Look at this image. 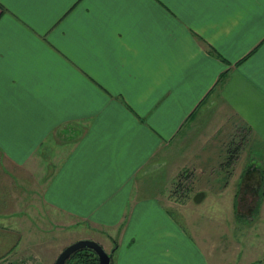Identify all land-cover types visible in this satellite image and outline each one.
<instances>
[{"label": "crops", "instance_id": "1", "mask_svg": "<svg viewBox=\"0 0 264 264\" xmlns=\"http://www.w3.org/2000/svg\"><path fill=\"white\" fill-rule=\"evenodd\" d=\"M221 142L246 166L264 153V0H0V214L17 211L11 175H43L39 199L113 238L114 264H263L220 241L217 210L213 236L198 228L196 204L228 186L171 196Z\"/></svg>", "mask_w": 264, "mask_h": 264}, {"label": "rangeland", "instance_id": "2", "mask_svg": "<svg viewBox=\"0 0 264 264\" xmlns=\"http://www.w3.org/2000/svg\"><path fill=\"white\" fill-rule=\"evenodd\" d=\"M233 151L230 145L221 142L214 151L216 154L208 159L209 164H192L180 174L173 175L171 196L176 201L189 200L192 206L193 192L228 186L225 194L215 197L222 200L219 205L215 199L213 202L214 196L210 195L211 193L202 203L196 204L192 214L197 215L198 220L203 222L198 228L203 237L213 236L204 223L206 220L213 222L209 217L217 210L222 215L215 228L217 237H221L220 241L224 242L232 236L237 239L233 246L260 252L264 249V213L260 214L254 203H259L264 197V185L261 180L264 172L254 177V174L247 176V173L256 167L258 161H264V153L261 154L262 150L257 146L251 147L249 153L252 158H248L250 163L246 166L238 159L232 162ZM245 166L247 169L242 171ZM258 166L264 167V164L260 163ZM11 176L13 180L15 178L16 187L12 188L10 199L7 197L8 202L6 199L5 201L11 209L17 211L9 215L0 214V264H54L63 249L88 236L102 246L112 243L113 238L106 233L91 230L82 223L69 224L65 217L43 204L37 196V184L43 180V175H30L31 181L24 175ZM154 178L153 186L162 189L169 184L171 175H156ZM233 194L239 198V214L236 211L235 214L225 204ZM249 194L255 199L252 204H249ZM182 207H189V204Z\"/></svg>", "mask_w": 264, "mask_h": 264}, {"label": "water", "instance_id": "3", "mask_svg": "<svg viewBox=\"0 0 264 264\" xmlns=\"http://www.w3.org/2000/svg\"><path fill=\"white\" fill-rule=\"evenodd\" d=\"M204 196V192H199L195 196V201L200 202ZM82 250L93 252L98 257V264H114V251H106L100 243L90 238H83L68 245L59 254L54 264H67L75 253Z\"/></svg>", "mask_w": 264, "mask_h": 264}, {"label": "trees", "instance_id": "4", "mask_svg": "<svg viewBox=\"0 0 264 264\" xmlns=\"http://www.w3.org/2000/svg\"><path fill=\"white\" fill-rule=\"evenodd\" d=\"M257 176V175H252ZM178 185V184H177ZM176 185V186H177ZM179 185L177 186V188ZM180 189V188H178ZM257 191V189L255 188ZM67 264H98V257L89 250H82L77 253H75L71 259L68 261Z\"/></svg>", "mask_w": 264, "mask_h": 264}, {"label": "flooded vegetation", "instance_id": "5", "mask_svg": "<svg viewBox=\"0 0 264 264\" xmlns=\"http://www.w3.org/2000/svg\"><path fill=\"white\" fill-rule=\"evenodd\" d=\"M256 188V187H255ZM263 264H264V261H263Z\"/></svg>", "mask_w": 264, "mask_h": 264}]
</instances>
